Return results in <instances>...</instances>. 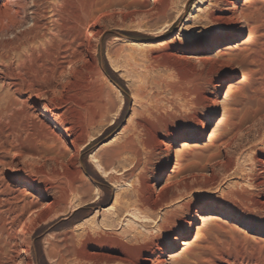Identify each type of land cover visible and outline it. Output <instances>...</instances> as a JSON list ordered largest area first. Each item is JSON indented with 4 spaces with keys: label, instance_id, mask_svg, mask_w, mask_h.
Wrapping results in <instances>:
<instances>
[{
    "label": "rangeland",
    "instance_id": "obj_1",
    "mask_svg": "<svg viewBox=\"0 0 264 264\" xmlns=\"http://www.w3.org/2000/svg\"><path fill=\"white\" fill-rule=\"evenodd\" d=\"M8 1L0 0V53L4 42L32 26L35 9L33 0H22L19 9ZM40 1L48 21L58 0ZM72 5L75 14L89 16L79 28L85 53L74 66L76 74L65 73L47 98L29 105L33 109L22 104L25 95L12 102L7 87L28 45L0 58V264H79L75 250L88 234L92 240L109 234L132 244L128 232L134 230L151 237L153 249L176 252L178 261L264 264V0H72ZM242 24L247 32L226 66L215 54L238 36ZM53 103L62 122L54 136L27 119L32 112L44 117L41 106ZM92 114L96 124L85 130L84 117ZM36 133L49 135L52 148L30 145ZM177 139L183 140L178 158ZM125 145L111 167L119 182L110 183L94 158ZM26 184L32 185L28 194ZM136 190L158 193L154 200L161 207L130 204L137 202ZM125 204L150 224L123 213L118 217ZM198 210L203 220L194 223ZM188 232L189 250L182 252ZM20 243L25 256H17Z\"/></svg>",
    "mask_w": 264,
    "mask_h": 264
},
{
    "label": "bare ground",
    "instance_id": "obj_2",
    "mask_svg": "<svg viewBox=\"0 0 264 264\" xmlns=\"http://www.w3.org/2000/svg\"><path fill=\"white\" fill-rule=\"evenodd\" d=\"M39 1L40 0H33V3H34L33 5H34L35 9H34L33 14H32L33 16L31 15L32 16V26L29 29L21 32L19 35L15 36L14 40L4 42L2 45V48H1L2 52L0 53V58L4 59L7 57V55L10 52H13L15 50H19L20 47L28 45L27 50L24 49L25 51H22V53L19 56H17L18 75L12 74L13 75L11 78L12 81H8L9 79L7 80L8 81L7 87L9 88L10 91H12V94H11L12 95V99H11L12 102H15L14 97H22L23 95L27 96V99H25V101L22 100L23 101L22 104L29 110L33 109V107H31L29 105H32V103H34V102L36 103L40 99H43L44 97H46L47 93H49L52 89L54 90V88L60 83V80L63 78V75L65 73H67L70 76H73L74 74H76L74 66L79 61L82 60V57L85 53L84 49H83V45H84V42L86 40V37H85V39H82V37L80 36V29L79 28H82V27H80L81 22H85L87 20V18L89 17L87 15V13L75 14L74 8L72 5V0H58V2H56L54 5H52L50 17L48 16L49 17L47 19L48 21H46L41 16L42 10L40 11L38 8ZM20 2L22 3L23 1L22 0H12L10 5L14 8L19 9L18 7L21 5ZM40 2H42V1H40ZM243 3H245V0H243ZM199 4H200V2H196L194 7L195 6L197 7ZM27 5H28V3H27ZM42 5H44V4H42ZM242 6L243 5L240 6V9L242 8ZM45 8H46V6H45ZM40 9H41V7H40ZM86 12H87V10H86ZM22 14H23V11H22ZM45 14H47V13H45ZM14 16H13V19H14ZM243 17L244 16L241 15V18H243ZM22 21H23V19H22ZM13 23L14 22H12V24ZM17 25H19V24H17ZM246 32H247V28H246L245 24H242L240 27V32H239L238 36H235L234 38L230 39L229 44H227V45H225V46H223L217 50V53L215 55L217 56L218 59L224 60L226 63V66L232 65L233 61L231 59V51L234 48H236V46H239V44H236V43L239 42L241 39H243ZM33 43L35 46H30V44H33ZM4 56H6V57H4ZM3 72L5 73L6 71H3ZM3 77L5 78V76H3ZM92 102H94V101H92ZM64 104H66V103H64ZM89 104H91V103H89ZM74 105H75V100H74ZM4 108H6L5 105H4ZM81 110H82V112L83 111L86 112V106L82 105ZM58 111H60V109L54 103L52 104V106H48L47 104L42 105L41 106V113L43 114L44 117H42L41 114L36 113L37 115H35L32 112V113L27 115V119L29 121H31V123H33V126L37 127V125L39 124V127L41 129L49 131L54 136L55 135L54 131L58 130L59 125L62 124V122H59L60 115L58 114ZM96 117L97 116H95L94 114L84 117L83 126L85 127V130H88L90 127H92L96 124ZM82 131H83V129H82ZM41 133H44V132H41ZM212 135L213 134H211L210 137H212ZM47 136H49V135L45 134L42 136V134L36 133L35 135H32L30 140L28 139L27 142H29V144L32 146H40L41 148H44L45 150L48 151V149L52 148L51 144L53 141H51V144H48ZM204 137H205V134H203L201 136V138H199V140H198L199 143L201 141H203ZM94 141H95V139H93V140L91 139V142H94ZM182 141H183L182 139H177L173 143V145H177V147L175 148V153L177 154V158H178V154H179L178 153V146L180 145V143ZM88 145H89V143L86 144L84 147H86ZM74 147H75V141H74ZM21 148L25 149V150L28 149L25 146H21ZM126 151H127V147L125 145L124 147H122L120 150H117V151L111 152V151L105 150L103 152H99V151L97 152L98 153V155H97L98 159L94 158V163L96 164V167L99 170L98 172L102 173L101 175L104 174V175L109 177L110 183L111 182L114 183V181H118V179H119V178L117 179L116 176H113L114 174H116V171L113 170V168H111L113 165L114 159L120 157ZM39 152H41V150ZM107 157H108V159H107ZM92 158H93V156H92ZM65 160H66V158H65ZM174 174H176V171L173 172V175ZM106 176H104V177H106ZM172 177H174V176H170V183H171ZM167 182H169V181H167ZM167 182H166V184H169ZM167 187H168V185H167ZM166 188L164 187L163 189L165 190ZM140 189H141V185H140ZM148 189H150V188L148 187ZM30 190H32V185L26 184V187L24 188L23 192L28 194V192ZM146 191L144 192V191L136 190L135 193L132 191L133 194L136 195V197H137V202L133 201V203H130V204L135 205V203H136L137 205H139L140 207H142L144 209H152V210H156L157 208L161 207V204H157L156 203L157 200L156 201L154 200V195L156 196V198L159 197L160 195H158V193H156V192H146ZM159 194H160V192H159ZM161 194H163V190H161ZM65 196L66 195L64 194L63 198H65ZM115 196H116V192H115ZM117 198H118V196H117ZM126 200H128V199H126ZM135 200H136V198H135ZM62 201H63V199H62ZM96 201L97 200L92 201L91 203H95ZM119 201H117V199H116V201H114V202H118L121 204L122 202H119ZM128 202H130V200ZM128 202H126V203H128ZM134 207L135 206H133V208ZM49 208H50V206H49ZM80 208H81V206L78 205L74 209V211H76L77 209H80ZM130 208H132L130 205L125 204V205H123L122 208H120L119 212H117L118 215H117V213H116V215L118 217H120L121 215L124 214L123 217H129L130 218V216H131L132 218L134 217L136 220L138 219V221H141V223H143L145 225L148 223L150 224V219H148L144 216L139 217L136 213L131 211ZM132 210H134V209H132ZM169 213H172V212H169ZM167 215L165 216L166 218H164L163 220H165L166 225L167 224L169 225L171 223L170 222L171 221V218H170L171 215L169 214V217ZM193 220H194V223H197L198 221L203 220L202 212H200L199 210L195 211L193 214ZM116 221H117V219H116ZM138 223H140V222H138ZM162 225H161V227H162ZM109 227H110V225H109ZM127 228H129V227H127ZM162 228L165 229V227H162ZM132 230H134V229H132ZM128 233H132V236H131L132 244L129 242H128V244H126L123 241V239L120 240L121 239L120 237H119L120 239L113 237L111 235H110L111 236L110 237V236H108L109 234L107 235L106 233H105V235H107V237L106 236L100 237L101 236L100 235L98 237L99 239L97 238L98 240H92L93 238H91L88 234L84 241H80V243L78 245L79 249L75 248L76 249L75 250V258L77 259L79 264H82V263L83 264H167L168 262H167L166 258L170 257V259H172L176 264H190V263L183 261L182 259H180L182 261H178L176 259L177 255H175L176 252H171L170 254H166V251H162L159 247H156L155 249L150 247V243L152 241L151 237L144 236L140 232H135V230L133 232L130 231ZM190 233L191 232H188L187 235H185L184 238H182L183 242L180 243L183 246L182 252L189 250L188 249L189 245L185 241L188 239ZM103 234H104V232H103ZM172 241L177 242L178 238L175 237V238H173ZM174 245H175L174 249L176 250L177 244H174ZM25 255H27V250L20 243L19 248H18V252H17V256H25ZM171 255H173V256H171ZM189 262H191V260ZM224 262L226 263V260ZM191 264H193V262Z\"/></svg>",
    "mask_w": 264,
    "mask_h": 264
},
{
    "label": "trees",
    "instance_id": "obj_3",
    "mask_svg": "<svg viewBox=\"0 0 264 264\" xmlns=\"http://www.w3.org/2000/svg\"><path fill=\"white\" fill-rule=\"evenodd\" d=\"M109 76H110L111 80H112L117 86H119V87L122 88V82L119 81V80L116 78V75H115L114 73H110ZM113 77H115V79H114Z\"/></svg>",
    "mask_w": 264,
    "mask_h": 264
}]
</instances>
